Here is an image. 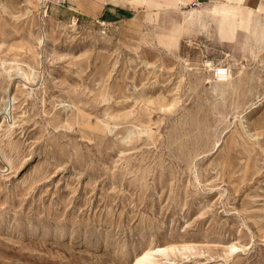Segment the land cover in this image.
<instances>
[{
    "label": "rangeland",
    "instance_id": "obj_1",
    "mask_svg": "<svg viewBox=\"0 0 264 264\" xmlns=\"http://www.w3.org/2000/svg\"><path fill=\"white\" fill-rule=\"evenodd\" d=\"M43 1L0 0V264H264L262 11L204 1L173 48L197 2L137 35Z\"/></svg>",
    "mask_w": 264,
    "mask_h": 264
},
{
    "label": "crops",
    "instance_id": "obj_2",
    "mask_svg": "<svg viewBox=\"0 0 264 264\" xmlns=\"http://www.w3.org/2000/svg\"><path fill=\"white\" fill-rule=\"evenodd\" d=\"M71 4L75 6L74 11L78 13L75 15L77 20H91L101 21L110 29L124 32L125 34H137L142 29V27H146V31L157 29V17L160 14V23L163 26V22L165 21L168 26L169 19L167 20V16L174 17L177 16L180 18L181 11L177 10L175 7L190 3L191 1L196 3L198 0H131L130 5L122 4L121 0H68ZM118 1V2H117ZM208 1L210 5L215 4H225L228 3L230 5L236 6V0H203ZM261 2V3H260ZM63 9H59L56 12L57 18H66L68 16H73L70 11L65 8L66 2H63ZM214 3V4H212ZM165 6L166 9L161 10V12L154 11L157 6ZM203 5V3L201 4ZM239 6L242 8L241 10L246 12L249 11H262L261 19L264 18V0H242ZM154 8V9H153ZM66 9V10H65ZM145 11V17L142 22L138 20V16ZM247 13V12H246ZM186 17V13H184ZM184 17V19H185ZM181 21L179 23V28L176 31L169 30L166 33L165 37L175 38L174 40H167L168 46H173V43L177 44L176 41L178 39H182L184 37V33L182 32V25H186L185 22ZM260 19V20H261ZM182 20V19H181ZM140 25V26H139ZM141 27V28H139ZM168 28V27H167ZM146 31L141 37V46L143 48L145 36L147 35ZM172 36V37H171ZM106 37L110 38L106 35Z\"/></svg>",
    "mask_w": 264,
    "mask_h": 264
},
{
    "label": "bare ground",
    "instance_id": "obj_3",
    "mask_svg": "<svg viewBox=\"0 0 264 264\" xmlns=\"http://www.w3.org/2000/svg\"><path fill=\"white\" fill-rule=\"evenodd\" d=\"M42 1V0H41ZM49 0H44V2H47ZM238 2H240L241 0H237ZM202 3L198 4L196 8H199ZM44 6V5H43ZM195 8V9H196ZM45 9V8H44ZM201 8L197 9V10H192L190 11L188 14H186V17L184 19V21H186V19L188 18V16L190 18L192 17H196L195 15L201 16ZM160 15V14H159ZM47 18V17H46ZM50 21L53 22V19L50 18ZM186 24V22H185ZM72 30L74 32H78V27H77V24H76V21L73 22L72 24ZM103 34H106V33H103ZM249 36H252L253 38V43L260 49L261 46L263 47L264 46V27L262 26H258L253 32H251L249 34ZM256 55V54H254ZM212 74H213V78L217 81V82H220V81H223V80H227L229 78H231V76L233 75V71L231 68H229L228 66H223V67H218L216 69H214L212 71ZM149 255H146L145 258H142L140 260H138L136 262V264H143L145 262H148V260L146 259Z\"/></svg>",
    "mask_w": 264,
    "mask_h": 264
},
{
    "label": "built area",
    "instance_id": "obj_4",
    "mask_svg": "<svg viewBox=\"0 0 264 264\" xmlns=\"http://www.w3.org/2000/svg\"><path fill=\"white\" fill-rule=\"evenodd\" d=\"M202 2H203V0H198L197 1L198 4H200ZM77 22H79V20H77ZM96 23L99 24L102 27H106L107 28V26L103 22H101L100 20L99 21H96Z\"/></svg>",
    "mask_w": 264,
    "mask_h": 264
}]
</instances>
